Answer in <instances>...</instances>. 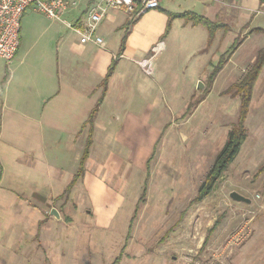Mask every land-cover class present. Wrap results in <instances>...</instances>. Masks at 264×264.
<instances>
[{
  "label": "rangeland",
  "instance_id": "rangeland-1",
  "mask_svg": "<svg viewBox=\"0 0 264 264\" xmlns=\"http://www.w3.org/2000/svg\"><path fill=\"white\" fill-rule=\"evenodd\" d=\"M71 19L62 15L67 23ZM144 20L133 29V46L155 37L150 29L155 19ZM21 21V35L32 33L37 47L50 51L65 33L75 36L41 12L30 10ZM200 31L205 30L182 31L173 25L169 38L162 40L164 50L155 56L154 75L133 67L141 83L130 86L125 102L112 95L103 103L102 115L120 121L96 131L88 189L52 204L61 223L56 222V250L49 252L51 242L46 247L45 264L49 259L52 264H264V66L252 89L243 145L211 191L197 200L238 117L240 99L232 86L249 72L263 44L247 41L230 64L241 65L232 72L225 68L210 86L205 80L218 63L205 68ZM226 38L223 51L232 35ZM30 40L28 35L24 44ZM17 62L0 59V104L10 74L17 79ZM231 192L250 202L230 199Z\"/></svg>",
  "mask_w": 264,
  "mask_h": 264
},
{
  "label": "crops",
  "instance_id": "crops-1",
  "mask_svg": "<svg viewBox=\"0 0 264 264\" xmlns=\"http://www.w3.org/2000/svg\"><path fill=\"white\" fill-rule=\"evenodd\" d=\"M69 1L75 6L77 4L78 8L75 11L71 8L66 14L72 16V22H77L95 0ZM158 3V9L138 17L109 11L96 31L104 42L103 47L93 43L83 45L76 35L69 32L60 37L50 51L42 45L37 47L32 33L27 36L19 33L17 52L11 61H18L17 79L14 81V74H10L3 93H7L13 84L11 97L5 93L0 104V264H45V259L49 258L47 253L56 250V222H61L49 220L47 215L53 208L52 204L64 197L65 188L78 171L87 130L91 125L93 141L97 138L98 129L103 126L111 128L113 122L120 121L119 118L109 119V116L102 115L103 103L113 96L121 97L120 103L126 101L123 97L131 94L130 86L141 83L135 75L143 73L133 62L147 59L155 46L153 43L167 40L173 25L176 24L182 31L198 27L205 30L200 31L205 44L200 51L207 56L205 68L214 67L226 52L223 51L226 37L232 35L231 44L241 38L240 46L217 71L210 86L225 68L232 72L238 64L241 65V62L230 64L236 58L235 53L247 41L252 39L256 42L259 39L263 44L259 49L264 47V4H260L259 0H158ZM186 12L202 16L215 26L210 42L208 31L202 25L193 26L183 18L169 17ZM148 16L155 19L150 24L155 37L133 46L130 42L133 29ZM132 19L136 21L126 26ZM168 22L169 32L166 33ZM247 30L249 35L245 38L239 36L240 32ZM28 35L31 40L24 44ZM112 35L115 39L111 43L109 39ZM125 35V47L121 50V39ZM113 62L115 68L103 89L101 82ZM133 67L137 70L136 74ZM153 73L152 66L151 76ZM199 78L202 76L196 77V81ZM205 82L209 84V76ZM101 96L103 99L90 124L88 116ZM83 138L84 145L81 146ZM90 160L89 154L83 177L69 193L71 197L77 191L81 193L88 189L86 179ZM48 242L53 246H50L49 252L46 248L50 245ZM49 262L53 263L51 259Z\"/></svg>",
  "mask_w": 264,
  "mask_h": 264
},
{
  "label": "built area",
  "instance_id": "built-area-1",
  "mask_svg": "<svg viewBox=\"0 0 264 264\" xmlns=\"http://www.w3.org/2000/svg\"><path fill=\"white\" fill-rule=\"evenodd\" d=\"M75 5L69 0H0V59L9 63L13 60L19 44L21 18L30 10L43 13L49 20L61 21L77 37L81 44L93 43L104 46L97 29L111 10L121 11L130 17L158 9V0H95L85 15L77 22L67 23L62 15ZM162 42H156L147 59L138 62V68L144 74L152 75L155 56L164 50Z\"/></svg>",
  "mask_w": 264,
  "mask_h": 264
},
{
  "label": "trees",
  "instance_id": "trees-1",
  "mask_svg": "<svg viewBox=\"0 0 264 264\" xmlns=\"http://www.w3.org/2000/svg\"><path fill=\"white\" fill-rule=\"evenodd\" d=\"M260 4H264V0H259ZM172 16V17H171ZM170 18H183L186 22L191 23L193 26L202 25L207 31H208V40L210 42L212 35L215 31V26L210 25V23L203 18L202 16H198L192 13H182V15L173 16L169 15ZM136 19H132L131 21L126 24V26L132 25ZM127 30V28H126ZM169 22L166 27V33L169 31ZM127 34V32H126ZM126 40V35L121 39V50L124 49V43ZM241 42V38L235 39L231 44V46L226 50V52L221 56L217 66L213 70V74L209 77V84H211L213 77L218 73L220 68L223 67V65L226 63L229 56L234 52L239 46ZM256 58L250 69L249 72L246 73V75L241 79V81L236 84L235 86H232V89L235 88V94L240 99V107L238 110V117L236 120V123L231 126V131L229 132V135L227 137L226 143L222 147V149L219 151V153L216 155V159L209 169V173L206 175V180L204 183H202V187L198 193L197 200L202 201V198L206 196L211 189L213 188L216 180L225 172L227 167L230 165V163L236 158L237 153L239 152L241 146L243 145V141L246 138V129L244 128V122L246 120V117L248 115V107L251 102V93L252 89L254 87V83L261 73V69L264 66V48L260 49L256 53ZM115 68V62L109 67L107 70V73L105 74V78L102 80L101 85L102 88L105 89V86L112 76L113 70ZM231 88V87H230ZM229 88V89H230ZM103 99V96L100 97L99 101L97 102L96 106L93 108V110L90 112L88 116V121H93V117L95 116L98 107L100 106V103ZM92 126L90 125V128L87 130L88 136L85 143V148L81 154V157L79 159L80 163L78 166V171L74 174V177L72 181L67 185L64 191V197L67 198L69 196V193L71 192L72 187L74 184L80 180L83 177L84 173V165L86 163V159L89 156L90 152V146L92 145Z\"/></svg>",
  "mask_w": 264,
  "mask_h": 264
},
{
  "label": "water",
  "instance_id": "water-1",
  "mask_svg": "<svg viewBox=\"0 0 264 264\" xmlns=\"http://www.w3.org/2000/svg\"><path fill=\"white\" fill-rule=\"evenodd\" d=\"M197 87L202 88V84L199 82V84H197ZM229 198L233 199L234 201H237V202H243V203H249L250 202V200L248 198H243L242 196H240L236 192H231V194H229ZM49 215L52 216L54 219L60 220L59 214L54 208H52L50 210Z\"/></svg>",
  "mask_w": 264,
  "mask_h": 264
}]
</instances>
